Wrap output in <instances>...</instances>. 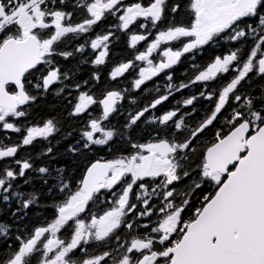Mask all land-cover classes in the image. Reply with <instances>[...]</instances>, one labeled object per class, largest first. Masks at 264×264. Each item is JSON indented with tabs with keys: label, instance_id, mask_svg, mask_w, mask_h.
Returning <instances> with one entry per match:
<instances>
[{
	"label": "snow or ice",
	"instance_id": "6c2138e0",
	"mask_svg": "<svg viewBox=\"0 0 264 264\" xmlns=\"http://www.w3.org/2000/svg\"><path fill=\"white\" fill-rule=\"evenodd\" d=\"M0 264H264V0H0Z\"/></svg>",
	"mask_w": 264,
	"mask_h": 264
}]
</instances>
